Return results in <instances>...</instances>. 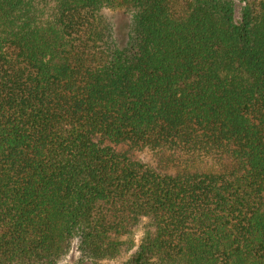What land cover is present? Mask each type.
<instances>
[{"label":"trees","instance_id":"16d2710c","mask_svg":"<svg viewBox=\"0 0 264 264\" xmlns=\"http://www.w3.org/2000/svg\"><path fill=\"white\" fill-rule=\"evenodd\" d=\"M75 240L89 260L264 264V0H0V264Z\"/></svg>","mask_w":264,"mask_h":264},{"label":"rangeland","instance_id":"374dc122","mask_svg":"<svg viewBox=\"0 0 264 264\" xmlns=\"http://www.w3.org/2000/svg\"><path fill=\"white\" fill-rule=\"evenodd\" d=\"M105 14L108 16V18L112 19V21L116 24V26H118L121 30L124 31L126 28V32L129 30V26L131 25L134 19V13L131 11L129 12L123 10H117V11L107 10ZM109 145L115 148V150L119 152L127 153L133 160H138L143 163H146L162 173L175 175L181 169H183L180 163L177 164L176 166H168L166 168L160 166L158 159L155 157L153 152L147 149L144 151H134L131 149L130 145L128 144H120V145L109 144ZM196 168L200 170H210L214 168V164L211 161H202L197 163ZM143 235H144V228L140 227L133 235L135 248L131 253H134L136 251L137 246L139 245L141 239L143 238ZM131 253L125 255L124 257L113 260L98 261V260L84 259L79 250V241L75 240L71 252L59 264H125L128 261Z\"/></svg>","mask_w":264,"mask_h":264}]
</instances>
